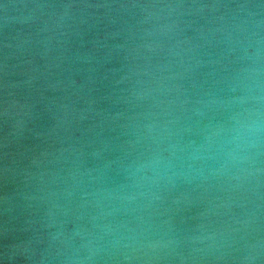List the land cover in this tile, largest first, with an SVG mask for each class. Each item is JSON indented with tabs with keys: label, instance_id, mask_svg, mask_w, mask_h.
<instances>
[{
	"label": "water",
	"instance_id": "95a60500",
	"mask_svg": "<svg viewBox=\"0 0 264 264\" xmlns=\"http://www.w3.org/2000/svg\"><path fill=\"white\" fill-rule=\"evenodd\" d=\"M0 264H264V0H0Z\"/></svg>",
	"mask_w": 264,
	"mask_h": 264
}]
</instances>
